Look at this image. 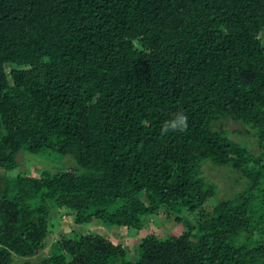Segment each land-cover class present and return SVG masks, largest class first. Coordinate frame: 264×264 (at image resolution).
<instances>
[{
	"label": "trees",
	"instance_id": "obj_1",
	"mask_svg": "<svg viewBox=\"0 0 264 264\" xmlns=\"http://www.w3.org/2000/svg\"><path fill=\"white\" fill-rule=\"evenodd\" d=\"M0 170V264H264V0H0Z\"/></svg>",
	"mask_w": 264,
	"mask_h": 264
},
{
	"label": "rangeland",
	"instance_id": "obj_2",
	"mask_svg": "<svg viewBox=\"0 0 264 264\" xmlns=\"http://www.w3.org/2000/svg\"><path fill=\"white\" fill-rule=\"evenodd\" d=\"M222 126H226L227 130L231 132V137L235 140H239L241 137L237 135L234 131L237 128L234 124H230L227 122H224ZM253 150L259 153L258 147L254 146ZM20 161V168L21 169H26L30 172H40L41 169L44 167L38 160L31 159L27 155H21L19 158ZM28 162H35L37 165L36 168H34L33 165H30ZM51 162V161H47ZM58 164V163H57ZM70 162L68 159H64L61 161L59 165L62 166H69ZM50 165V164H49ZM46 168H49L48 166H45ZM16 170L12 172V174H16ZM5 172L0 170V176L4 174ZM207 178L213 182L219 185V190L221 192L222 197H231L233 194L236 192L241 191L242 189V182H239L237 175L231 172L227 168H217L215 166H209L206 170ZM221 196L219 195L218 198ZM54 216V215H53ZM151 228H147L143 233L137 234L134 231L128 232V230L124 229L122 230L121 234L116 236L115 238L121 242L125 243L128 249H132L131 246L134 244L137 245L139 238H141L142 235L147 234L148 232H151L153 230H156V232L160 235H165V234H171V233H179L183 230L182 226H178L175 224L174 221L167 219L165 217L157 219L154 218L151 220ZM101 230L104 233H108L109 227H107L104 224L101 223H95L94 225L91 226V228L87 227H81L79 225L75 224V217L74 215L72 216H60V214H55L53 217L51 224H50V234L47 239L48 241V246L46 247L45 253L47 254L48 249L50 246L63 234H69L75 231H81L83 232L84 235L91 233L92 231L95 230ZM108 235V234H107ZM137 237V238H135ZM21 263V262H20ZM19 264V262H18Z\"/></svg>",
	"mask_w": 264,
	"mask_h": 264
},
{
	"label": "clouds",
	"instance_id": "obj_3",
	"mask_svg": "<svg viewBox=\"0 0 264 264\" xmlns=\"http://www.w3.org/2000/svg\"><path fill=\"white\" fill-rule=\"evenodd\" d=\"M188 128V117L183 112H177L172 119L166 120L160 130L161 136L170 132H184Z\"/></svg>",
	"mask_w": 264,
	"mask_h": 264
}]
</instances>
